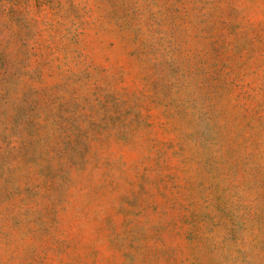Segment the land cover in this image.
<instances>
[{"label": "rangeland", "instance_id": "374dc122", "mask_svg": "<svg viewBox=\"0 0 264 264\" xmlns=\"http://www.w3.org/2000/svg\"><path fill=\"white\" fill-rule=\"evenodd\" d=\"M0 264H264V0H0Z\"/></svg>", "mask_w": 264, "mask_h": 264}]
</instances>
